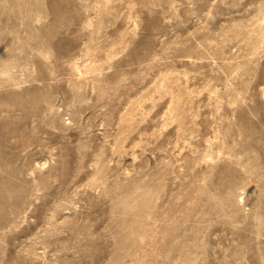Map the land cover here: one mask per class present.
Here are the masks:
<instances>
[{
    "label": "rangeland",
    "instance_id": "obj_1",
    "mask_svg": "<svg viewBox=\"0 0 264 264\" xmlns=\"http://www.w3.org/2000/svg\"><path fill=\"white\" fill-rule=\"evenodd\" d=\"M0 264H264V0H0Z\"/></svg>",
    "mask_w": 264,
    "mask_h": 264
}]
</instances>
